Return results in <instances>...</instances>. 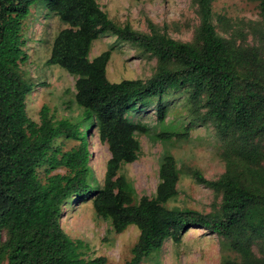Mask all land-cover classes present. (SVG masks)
Returning <instances> with one entry per match:
<instances>
[{
	"label": "trees",
	"instance_id": "obj_1",
	"mask_svg": "<svg viewBox=\"0 0 264 264\" xmlns=\"http://www.w3.org/2000/svg\"><path fill=\"white\" fill-rule=\"evenodd\" d=\"M212 1L199 0L200 45H193L161 34L154 26L146 34L128 24L118 25L97 0H0V264L6 257L8 264H106V257L85 259L84 242L70 238L61 226L63 206L73 198L91 196L96 214L110 219L116 233L131 225L139 229L126 264H141L169 239L180 243L192 227L230 240L241 261L226 259L223 264H264V151L255 143L264 136V58L258 49L238 46L217 33ZM37 3L67 25L56 36L48 62L77 76L75 102L83 113L75 122L55 120L47 105L40 111L39 123L27 112L33 85L21 70L29 58L23 50L22 26ZM261 8L264 13V0ZM104 34L155 56L156 73L146 80L111 82L107 78L111 51L89 58L92 43ZM242 66L247 69L240 70ZM184 88H190L195 111L201 105L207 110L206 118L229 140L243 166L217 181L200 171L193 173L198 183L222 191L220 214L166 206L178 195L180 180L170 153L160 164L153 198L135 201L132 185L118 175L123 164L137 159L136 132H148L146 126L131 123L127 111L159 98L162 122L166 117L162 96ZM94 127L111 153L102 187L93 183L89 159L88 134ZM191 128L192 123L183 132H161L157 137L186 140ZM63 137L79 145L69 151L54 147ZM44 166L46 183L38 173ZM60 168L68 173L50 175ZM256 240L262 243V257L252 252Z\"/></svg>",
	"mask_w": 264,
	"mask_h": 264
},
{
	"label": "rangeland",
	"instance_id": "obj_2",
	"mask_svg": "<svg viewBox=\"0 0 264 264\" xmlns=\"http://www.w3.org/2000/svg\"><path fill=\"white\" fill-rule=\"evenodd\" d=\"M262 0H213L212 22L217 33L231 39L244 48L258 49L264 58V13ZM101 8L116 24L130 25L132 29L149 34L151 27L161 34L182 42L200 45L199 33L202 24L199 0H97ZM67 25L46 9L42 3L31 7L30 15L22 26L23 50L29 56L21 65L23 77L33 85V92L27 97L29 117L40 122V111L44 105L50 109L55 120L77 121L83 110L76 104V80L74 76L58 65L49 64L53 44L58 33ZM110 50L111 59L107 65V78L113 82L126 79L146 80L158 68V59L144 50L119 40L113 34L101 35L92 43L89 58L92 60ZM246 70L242 66L240 70ZM190 88L171 91L162 96L161 104L166 107L164 121L158 118L159 98L147 104H139L126 113L133 124L144 125L148 132H136L140 143L137 159L123 164L118 175L124 176L132 185L134 199L144 196L153 198L160 182L159 169L165 154H172L180 171L177 184L178 195L171 199L168 208L197 210L203 214H220L222 191L198 183L194 171H200L211 181L219 180L228 171H242V163L230 149L229 140L206 118V109L197 113L190 101ZM192 123L186 140H161V132H183ZM95 128V127H94ZM90 137V165L93 167V183L102 187L111 158L108 144L99 139L97 129ZM255 143L264 151V136ZM79 141L58 139L54 147L69 151ZM264 168V160L261 161ZM255 167V166H254ZM257 168V167H255ZM39 169V178L46 183L45 170ZM67 169L60 168L50 175H66ZM262 176V174L260 173ZM93 198H73L63 206L61 226L73 240L85 244L82 250L85 259L106 257V264H126L132 257V248L140 235L139 229L131 225L122 233L114 231L110 219L99 217L93 206ZM4 240L7 232L3 233ZM261 241L256 240L252 252L262 257ZM241 261V256L232 249L230 240L198 227H192L183 234L180 243L169 239L160 251L143 259L141 264H223L224 260ZM2 264H8L7 257Z\"/></svg>",
	"mask_w": 264,
	"mask_h": 264
}]
</instances>
